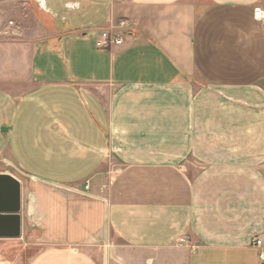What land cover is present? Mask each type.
Here are the masks:
<instances>
[{"label":"crops","instance_id":"obj_1","mask_svg":"<svg viewBox=\"0 0 264 264\" xmlns=\"http://www.w3.org/2000/svg\"><path fill=\"white\" fill-rule=\"evenodd\" d=\"M6 1L0 175L20 225L0 222V264H104L89 245L111 241L154 264H260L264 0Z\"/></svg>","mask_w":264,"mask_h":264},{"label":"rangeland","instance_id":"obj_2","mask_svg":"<svg viewBox=\"0 0 264 264\" xmlns=\"http://www.w3.org/2000/svg\"><path fill=\"white\" fill-rule=\"evenodd\" d=\"M11 5L10 2L6 0H0V14L3 16V20L0 22L4 21V24L0 25V44L2 49L4 47L10 46V44L15 43L17 40L20 41L18 36L15 35H2V30H4L6 27H8V22L9 20H15L11 15ZM1 19V17H0ZM8 21V22H7ZM7 23V25H6ZM11 38H18L16 40H10ZM6 63V62H5ZM114 242V241H113ZM99 243V242H98ZM101 243V242H100ZM97 243L92 244L91 247L89 245V252L91 255L94 256V258L98 262H102L105 264V260L107 259V251L109 250V264H123L121 263V259L119 257H122L124 259H127V264H154L153 263V254H150L148 252H143L140 249H134V248H126L125 246L122 245H115L112 243V241L109 243V247L107 245H102L98 244L95 246ZM101 245V246H99ZM172 254L166 255L169 259V256ZM181 255L180 253L173 254L172 256H179ZM141 261L139 263L138 261ZM143 260V261H142ZM120 262V263H119Z\"/></svg>","mask_w":264,"mask_h":264},{"label":"water","instance_id":"obj_3","mask_svg":"<svg viewBox=\"0 0 264 264\" xmlns=\"http://www.w3.org/2000/svg\"><path fill=\"white\" fill-rule=\"evenodd\" d=\"M20 184L7 175H0V222L19 236Z\"/></svg>","mask_w":264,"mask_h":264},{"label":"built area","instance_id":"obj_4","mask_svg":"<svg viewBox=\"0 0 264 264\" xmlns=\"http://www.w3.org/2000/svg\"><path fill=\"white\" fill-rule=\"evenodd\" d=\"M253 17L255 20H257L260 23L261 29L264 31V8L261 7H254L253 8ZM8 27H6L5 30L2 31V35H10L9 28L12 27V24L9 22ZM125 22H120L119 25L114 29L113 31H109V34H106L104 36V41L102 43L103 47H106L107 45H115L120 46L122 44V39L118 35L119 32H121L126 27ZM262 235H264V229L261 231L260 234L256 235L253 239L252 246L255 248L260 249L259 252V261L260 264H264V250L262 249L263 245V239Z\"/></svg>","mask_w":264,"mask_h":264}]
</instances>
